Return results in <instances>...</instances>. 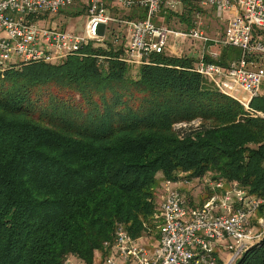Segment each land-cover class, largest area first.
Instances as JSON below:
<instances>
[{
    "label": "trees",
    "instance_id": "16d2710c",
    "mask_svg": "<svg viewBox=\"0 0 264 264\" xmlns=\"http://www.w3.org/2000/svg\"><path fill=\"white\" fill-rule=\"evenodd\" d=\"M129 13L126 23L147 16ZM110 25L103 43L58 63L0 70V264H94L119 224L138 238L159 215V175L208 176L264 200V92L247 110L197 71L202 58L228 67L242 51H164L134 65ZM236 264H264V237Z\"/></svg>",
    "mask_w": 264,
    "mask_h": 264
},
{
    "label": "built area",
    "instance_id": "2783aa9c",
    "mask_svg": "<svg viewBox=\"0 0 264 264\" xmlns=\"http://www.w3.org/2000/svg\"><path fill=\"white\" fill-rule=\"evenodd\" d=\"M123 9L138 5L146 10V19L128 22L131 39L126 48V61L139 65L152 54L163 53L169 37L212 41L219 47H233L242 51L238 61L223 67L198 63L199 74L210 78L225 95L237 99L247 110L262 93L264 69L254 67V57L264 58V41L257 32L264 31V0H110ZM194 1L216 9L219 18L224 11L232 18L223 35L210 40L195 26L189 31L160 27L154 19L164 7L176 9L183 2ZM76 0H0V70L10 63H58L77 53L89 43L101 44L107 38L112 23L104 0H88L87 20L82 34L66 29L40 25L49 17L70 8ZM217 59L218 54L212 53ZM243 92L241 98L238 93ZM213 191L200 207H190L177 183L165 181L160 205L158 244L149 249L133 238L124 226H119L114 242H106L108 254L101 264H115L122 259L129 264H220L217 247L231 254L222 264H236L251 246L264 237V214L253 218L264 206L263 199L251 197L237 184L226 185L224 180L205 179ZM159 216V215H158ZM230 240L234 243H230Z\"/></svg>",
    "mask_w": 264,
    "mask_h": 264
},
{
    "label": "rangeland",
    "instance_id": "374dc122",
    "mask_svg": "<svg viewBox=\"0 0 264 264\" xmlns=\"http://www.w3.org/2000/svg\"><path fill=\"white\" fill-rule=\"evenodd\" d=\"M67 10L68 11H66L65 13H59L55 17H48L45 22H41L40 25H47L54 28L66 29L68 31H74L77 34H82L84 32L87 20L86 13L82 12L74 16L73 14H75V10H77V8H67ZM72 10L74 13L71 12ZM111 12L113 13V17H115L119 21H126L125 17L130 15L128 10H123V8L121 9V7H114L111 9ZM217 14L218 13L216 9H214L213 7L203 6L199 3L194 2H192L190 6H187V4H184L183 2L181 6L177 7L176 9H169L168 7H164L153 21L157 26L167 27L179 31L189 30L194 26H198V28L207 36L208 39L217 40L225 32L228 26V22L230 21L233 15L229 11H224L223 17L219 18ZM110 26L111 29H113L114 33L124 35V38L121 40L120 44H123V46H127L131 39L130 27L124 22H113ZM257 32L260 36V39L264 41V31L257 30ZM209 51H213L219 54L220 47L214 44V42L212 41L205 42L200 40H193L190 38L180 39L175 38L174 36L169 37V43L165 50V52L169 55L193 56V58H195L196 60L203 57L204 54H208ZM254 61L256 65L252 68L261 67L264 69V58L255 56ZM262 91L264 92V85L262 87ZM184 126L189 127V125H179L176 128ZM193 126H197V123H194ZM205 179L209 180L210 177L207 176L202 181L183 180L177 183L176 187L179 188V190L183 193L190 207H200L211 197L213 191L210 189V187L206 186ZM165 181L166 180H164L159 175L156 179V182L151 188V191L154 192V194L156 195L158 211L160 210V205L164 196ZM225 183L227 186L230 185L226 181ZM158 214L159 216L152 217L151 221H148L149 223L145 226V229H147V231L137 238L139 239L141 245L149 249H153L158 244V227L160 225V212ZM261 216H259L258 214L253 218V227L258 228V218ZM119 226L125 227V225L119 224L116 227L115 233ZM115 233L113 236V242ZM230 243H234V241L230 240ZM108 251V254L116 255V252L114 250L109 249ZM106 256L107 255L99 256L96 263L94 260V264H101L105 260ZM230 256L231 254L223 255V259L225 258L224 262L227 261ZM75 261L80 262L76 259ZM67 264H70V259L68 260ZM80 264L83 263L80 262ZM115 264L127 263H125L122 259L116 258ZM220 264H222V262Z\"/></svg>",
    "mask_w": 264,
    "mask_h": 264
},
{
    "label": "crops",
    "instance_id": "0c3cea01",
    "mask_svg": "<svg viewBox=\"0 0 264 264\" xmlns=\"http://www.w3.org/2000/svg\"><path fill=\"white\" fill-rule=\"evenodd\" d=\"M104 2H105V4L107 5V8H108V10H109V13H110V16L113 18V21L114 22H124V21H119V20H117L115 17H113V13L111 12V9L112 8H114V7H119L120 8V6H118V5H116V4H114V3H112L110 0H104ZM77 8V10H75L76 12H75V14H73L74 16L75 15H77V14H79V13H82V12H85L86 13V19H87V10H88V0H76V2H75V4L73 5V6H71L70 8H72V9H74V8ZM122 9V8H121ZM144 9V8H143ZM124 10V9H123ZM126 10H130V9H126ZM66 11H68L67 9H64V10H62L60 13H65ZM71 12H73V10L71 11ZM74 13V12H73ZM72 14V13H71ZM124 23H126V22H124ZM127 24V23H126ZM205 53V52H204ZM212 53H216V52H213V51H209L208 52V55H210L211 56V54ZM216 54H218V53H216ZM219 55V54H218ZM204 57V56H203ZM212 57V56H211ZM199 63V62H198ZM198 66V65H197ZM238 96L239 97H243L244 96V93H238ZM217 254H218V256L220 257V260H219V262L221 263H223L224 262V260H225V258L223 259V255H227V254H229V252L223 247V245H221V246H218L217 247ZM97 256H95L96 257V259H95V263H96V261H97V259L99 258V256H101V254H96ZM70 264H80V262H77V261H75V259L74 258H71L70 259ZM127 264H129V263H127Z\"/></svg>",
    "mask_w": 264,
    "mask_h": 264
}]
</instances>
